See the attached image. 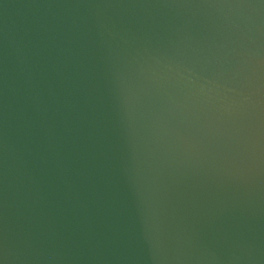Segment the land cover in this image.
<instances>
[{"label":"water","instance_id":"water-1","mask_svg":"<svg viewBox=\"0 0 264 264\" xmlns=\"http://www.w3.org/2000/svg\"><path fill=\"white\" fill-rule=\"evenodd\" d=\"M0 264H264V0H0Z\"/></svg>","mask_w":264,"mask_h":264}]
</instances>
